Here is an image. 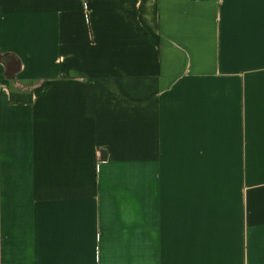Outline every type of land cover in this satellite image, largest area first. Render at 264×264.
Segmentation results:
<instances>
[{"label": "crops", "instance_id": "crops-1", "mask_svg": "<svg viewBox=\"0 0 264 264\" xmlns=\"http://www.w3.org/2000/svg\"><path fill=\"white\" fill-rule=\"evenodd\" d=\"M0 264H264V0H0Z\"/></svg>", "mask_w": 264, "mask_h": 264}, {"label": "trees", "instance_id": "trees-1", "mask_svg": "<svg viewBox=\"0 0 264 264\" xmlns=\"http://www.w3.org/2000/svg\"><path fill=\"white\" fill-rule=\"evenodd\" d=\"M32 93L29 92H18L12 91L10 93V99L13 103H31L32 102Z\"/></svg>", "mask_w": 264, "mask_h": 264}]
</instances>
